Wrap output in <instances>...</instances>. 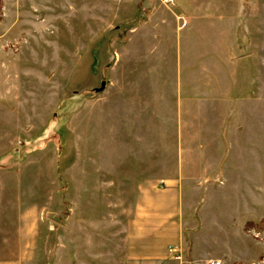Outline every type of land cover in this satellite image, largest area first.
I'll return each instance as SVG.
<instances>
[{
    "label": "rangeland",
    "instance_id": "rangeland-1",
    "mask_svg": "<svg viewBox=\"0 0 264 264\" xmlns=\"http://www.w3.org/2000/svg\"><path fill=\"white\" fill-rule=\"evenodd\" d=\"M143 245L264 264V0H0V264Z\"/></svg>",
    "mask_w": 264,
    "mask_h": 264
},
{
    "label": "crops",
    "instance_id": "crops-1",
    "mask_svg": "<svg viewBox=\"0 0 264 264\" xmlns=\"http://www.w3.org/2000/svg\"><path fill=\"white\" fill-rule=\"evenodd\" d=\"M161 207L160 206H155V205H149V206H139L138 208V212H145V210L147 209H160ZM150 212H156V211H150ZM155 215H153L151 217V221L150 220H146V215L145 214H141L140 216H138L137 218V221H120L119 224L122 225V229H124L126 231V233H120L119 235L126 239H131L132 237L134 239H136V241L141 244V243H146V241L148 240L149 241V244H154L156 245L154 247V249L158 246L161 245V249L162 251H159V253H156V254H159L161 256H163V250L164 249V246H166L167 244L170 245L171 242H168L170 241V237L174 234L175 230L173 228L175 227H172L170 224H164L162 226V224L158 225L156 224L155 222ZM154 218V219H153ZM153 220V221H152ZM133 226H136L138 228V232L137 234H132L130 229L133 228ZM148 229V232H146ZM166 230V231H164ZM168 230V231H167ZM147 241V242H148ZM124 242V241H123ZM125 245V243H124ZM127 247V245H126ZM127 251L124 253V255H122V258L120 260H116L114 258L108 260L107 262L105 260H97V263L100 262H105V264H147L148 262H159L161 264H164L163 262H169V260L166 258V260H163V258H158L156 255H153L154 258H151L150 259V252L151 251H148V250H153V249H146L143 245L142 248H136V252L137 253H133L131 254L129 251H128V248L126 249ZM148 259H147V258ZM156 257V258H155ZM104 264V263H103Z\"/></svg>",
    "mask_w": 264,
    "mask_h": 264
},
{
    "label": "built area",
    "instance_id": "built-area-1",
    "mask_svg": "<svg viewBox=\"0 0 264 264\" xmlns=\"http://www.w3.org/2000/svg\"><path fill=\"white\" fill-rule=\"evenodd\" d=\"M162 1L168 3V2H172L174 0H162ZM178 257H180V256H178Z\"/></svg>",
    "mask_w": 264,
    "mask_h": 264
}]
</instances>
